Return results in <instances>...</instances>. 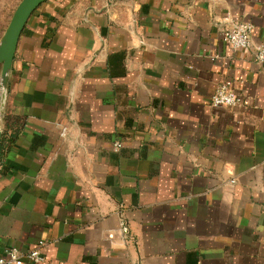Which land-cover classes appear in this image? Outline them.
I'll use <instances>...</instances> for the list:
<instances>
[{
    "label": "crops",
    "instance_id": "1",
    "mask_svg": "<svg viewBox=\"0 0 264 264\" xmlns=\"http://www.w3.org/2000/svg\"><path fill=\"white\" fill-rule=\"evenodd\" d=\"M238 21L252 47L223 41ZM259 45L264 0L41 3L8 83L3 137L8 116L22 126L0 160V255L264 264ZM221 84L236 105H211Z\"/></svg>",
    "mask_w": 264,
    "mask_h": 264
},
{
    "label": "built area",
    "instance_id": "2",
    "mask_svg": "<svg viewBox=\"0 0 264 264\" xmlns=\"http://www.w3.org/2000/svg\"><path fill=\"white\" fill-rule=\"evenodd\" d=\"M223 41L235 48L242 49L252 47L251 27L246 22H235L224 34ZM255 57L259 62L264 63V45H259L256 48ZM238 101V95L225 84L219 85L211 96V105L214 107H232L236 105ZM118 146V143H116L115 149H118ZM128 232V225L125 222L122 223L119 233L120 237L125 238ZM44 244L43 241H40L36 247L25 253L17 249L7 250L0 255V264H23L26 261L31 263H44L47 260L41 251V247Z\"/></svg>",
    "mask_w": 264,
    "mask_h": 264
},
{
    "label": "water",
    "instance_id": "3",
    "mask_svg": "<svg viewBox=\"0 0 264 264\" xmlns=\"http://www.w3.org/2000/svg\"><path fill=\"white\" fill-rule=\"evenodd\" d=\"M44 1L47 0H21L0 38V147L3 137V119L8 95V83L17 45L28 19Z\"/></svg>",
    "mask_w": 264,
    "mask_h": 264
},
{
    "label": "trees",
    "instance_id": "4",
    "mask_svg": "<svg viewBox=\"0 0 264 264\" xmlns=\"http://www.w3.org/2000/svg\"><path fill=\"white\" fill-rule=\"evenodd\" d=\"M21 121L17 117L8 116L6 119V132L2 138L0 147V160L5 155V151L9 150L15 138L18 136L21 129ZM11 130V133H8Z\"/></svg>",
    "mask_w": 264,
    "mask_h": 264
},
{
    "label": "rangeland",
    "instance_id": "5",
    "mask_svg": "<svg viewBox=\"0 0 264 264\" xmlns=\"http://www.w3.org/2000/svg\"><path fill=\"white\" fill-rule=\"evenodd\" d=\"M21 0H0V6L3 4V5H5V9H3V11H9L8 13H9V15H8V13L7 14H5V15H3V16H5V17H7V20L8 21H10V6H9V4H10V2H13V6L11 7V9L13 10H15V8H16V6L18 5V3L20 2ZM7 7V8H6ZM9 7V8H8ZM15 7V8H14ZM11 10V11H12ZM14 10H13V12H14ZM0 13H1V9H0ZM12 13V12H11ZM13 14V13H12ZM9 23V22H8Z\"/></svg>",
    "mask_w": 264,
    "mask_h": 264
}]
</instances>
